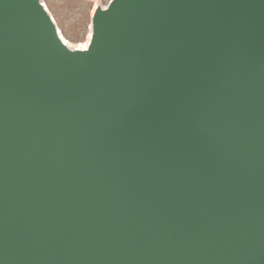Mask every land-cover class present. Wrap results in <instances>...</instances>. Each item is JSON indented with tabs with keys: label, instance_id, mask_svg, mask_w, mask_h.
Returning <instances> with one entry per match:
<instances>
[{
	"label": "water",
	"instance_id": "95a60500",
	"mask_svg": "<svg viewBox=\"0 0 264 264\" xmlns=\"http://www.w3.org/2000/svg\"><path fill=\"white\" fill-rule=\"evenodd\" d=\"M90 25L0 0V264H264V0Z\"/></svg>",
	"mask_w": 264,
	"mask_h": 264
},
{
	"label": "rangeland",
	"instance_id": "374dc122",
	"mask_svg": "<svg viewBox=\"0 0 264 264\" xmlns=\"http://www.w3.org/2000/svg\"><path fill=\"white\" fill-rule=\"evenodd\" d=\"M109 1L41 0L60 34L72 46L86 43L93 10L106 7Z\"/></svg>",
	"mask_w": 264,
	"mask_h": 264
},
{
	"label": "bare ground",
	"instance_id": "6f19581e",
	"mask_svg": "<svg viewBox=\"0 0 264 264\" xmlns=\"http://www.w3.org/2000/svg\"><path fill=\"white\" fill-rule=\"evenodd\" d=\"M42 3V2H41ZM43 7L45 8V11L49 14L46 6L42 3ZM49 16L51 17V15L49 14ZM53 23L55 24L53 18L51 17ZM58 31V35H59V38L60 40L62 41V43L70 50H76V51H86L87 48H88V44H89V41H90V34H91V25L89 27V34H88V37H87V41L85 44H78V45H75V46H72L70 45L64 38L63 36L60 34L59 30L57 29Z\"/></svg>",
	"mask_w": 264,
	"mask_h": 264
}]
</instances>
